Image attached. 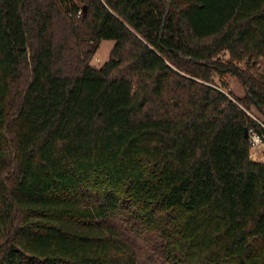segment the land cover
Here are the masks:
<instances>
[{"label": "trees", "instance_id": "1", "mask_svg": "<svg viewBox=\"0 0 264 264\" xmlns=\"http://www.w3.org/2000/svg\"><path fill=\"white\" fill-rule=\"evenodd\" d=\"M252 109L264 0H0V264H264Z\"/></svg>", "mask_w": 264, "mask_h": 264}, {"label": "rangeland", "instance_id": "2", "mask_svg": "<svg viewBox=\"0 0 264 264\" xmlns=\"http://www.w3.org/2000/svg\"><path fill=\"white\" fill-rule=\"evenodd\" d=\"M113 45L112 40H102L100 42V45L97 49V51L94 53V55L90 59V65L94 67L101 66L102 63H104L109 56L110 49ZM226 58V56H224ZM261 65H263V62H261ZM215 81L218 83H224V86L226 90H230L234 95L236 96H243L244 95V88L242 87L239 80L231 75V74H225L222 76H215ZM252 113L259 118L262 122L263 117L257 113L254 109H252Z\"/></svg>", "mask_w": 264, "mask_h": 264}, {"label": "built area", "instance_id": "3", "mask_svg": "<svg viewBox=\"0 0 264 264\" xmlns=\"http://www.w3.org/2000/svg\"><path fill=\"white\" fill-rule=\"evenodd\" d=\"M81 14L77 11V16ZM258 126H250L247 128V136L249 143V159L254 163L264 164V122L255 115L247 112Z\"/></svg>", "mask_w": 264, "mask_h": 264}, {"label": "water", "instance_id": "4", "mask_svg": "<svg viewBox=\"0 0 264 264\" xmlns=\"http://www.w3.org/2000/svg\"><path fill=\"white\" fill-rule=\"evenodd\" d=\"M245 135H246V130H245Z\"/></svg>", "mask_w": 264, "mask_h": 264}]
</instances>
